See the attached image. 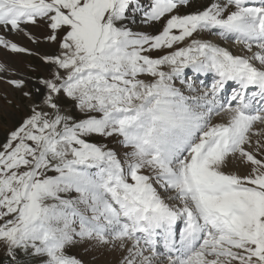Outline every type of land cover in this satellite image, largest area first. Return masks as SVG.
<instances>
[{"label":"snow or ice","instance_id":"6c2138e0","mask_svg":"<svg viewBox=\"0 0 264 264\" xmlns=\"http://www.w3.org/2000/svg\"><path fill=\"white\" fill-rule=\"evenodd\" d=\"M0 49L48 68L0 63L8 264H264V0H0Z\"/></svg>","mask_w":264,"mask_h":264},{"label":"rangeland","instance_id":"374dc122","mask_svg":"<svg viewBox=\"0 0 264 264\" xmlns=\"http://www.w3.org/2000/svg\"><path fill=\"white\" fill-rule=\"evenodd\" d=\"M28 30L40 40L37 45L33 43L23 35L12 36L14 42H17L21 46L30 48L34 51L39 50L41 53L51 52L54 50V46L49 45L44 41V35H46V28L43 26H29ZM215 43H219L221 46L229 47L234 53H239L240 47L235 46V44L225 41L222 43L218 37H208ZM239 47V48H238ZM0 63L9 64L14 71H19L20 73L30 74L33 79L36 75L46 76L48 75V68L43 65L39 57L29 56L27 54H15L10 51L0 49ZM7 95L8 99L12 100V104L6 103L2 98H0V139H3L4 135L8 131V128L15 125L18 116L24 111L27 101L23 100L18 92H15L6 84H0V97ZM17 105H20L17 107ZM100 143L108 144L109 147H116L115 141H110L107 138H100ZM78 256L82 257L87 264H116V255L107 252H85L83 248H76L73 250ZM0 254H5V251L0 248Z\"/></svg>","mask_w":264,"mask_h":264},{"label":"trees","instance_id":"16d2710c","mask_svg":"<svg viewBox=\"0 0 264 264\" xmlns=\"http://www.w3.org/2000/svg\"><path fill=\"white\" fill-rule=\"evenodd\" d=\"M0 264H8L5 254H0Z\"/></svg>","mask_w":264,"mask_h":264},{"label":"bare ground","instance_id":"6f19581e","mask_svg":"<svg viewBox=\"0 0 264 264\" xmlns=\"http://www.w3.org/2000/svg\"><path fill=\"white\" fill-rule=\"evenodd\" d=\"M198 2H199V3H206L207 0H198ZM235 46H239V45H235ZM239 47H240V46H239ZM239 47H238V48H239Z\"/></svg>","mask_w":264,"mask_h":264}]
</instances>
